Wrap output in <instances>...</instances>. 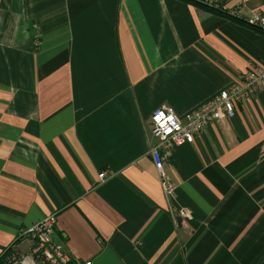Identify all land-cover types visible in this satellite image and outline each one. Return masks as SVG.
Segmentation results:
<instances>
[{"label": "crops", "instance_id": "0c3cea01", "mask_svg": "<svg viewBox=\"0 0 264 264\" xmlns=\"http://www.w3.org/2000/svg\"><path fill=\"white\" fill-rule=\"evenodd\" d=\"M194 1L0 0V262L53 214L78 262L264 264V89L172 150L171 208L148 155L154 110L264 68V32Z\"/></svg>", "mask_w": 264, "mask_h": 264}, {"label": "built area", "instance_id": "2783aa9c", "mask_svg": "<svg viewBox=\"0 0 264 264\" xmlns=\"http://www.w3.org/2000/svg\"><path fill=\"white\" fill-rule=\"evenodd\" d=\"M214 7L225 15L242 20L247 26L264 32V11L254 10L251 15L242 17L238 8L228 9L226 1H219ZM260 89H264L263 67L246 72L240 82L222 90L200 107L187 113L184 118H179L167 106H161L153 111L151 129L155 141L148 155L169 208L172 206L171 201L176 191L175 179L167 168L172 150L177 146L192 143L195 135L201 132L205 125L234 117L237 114V105L242 104L248 96ZM98 177L103 181L106 179V173L101 172ZM177 217V224H186L191 217V211L180 208ZM54 226L55 217L52 214L19 232L18 239L24 237L29 241V252L12 254L8 259L20 264H91L90 261H76L61 243L53 240Z\"/></svg>", "mask_w": 264, "mask_h": 264}, {"label": "trees", "instance_id": "16d2710c", "mask_svg": "<svg viewBox=\"0 0 264 264\" xmlns=\"http://www.w3.org/2000/svg\"><path fill=\"white\" fill-rule=\"evenodd\" d=\"M187 1H192V2H195L194 0H187ZM224 1V0H222ZM215 11H219L218 9L214 8ZM220 12V11H219ZM4 262V261H3ZM3 262H0V264H3Z\"/></svg>", "mask_w": 264, "mask_h": 264}]
</instances>
